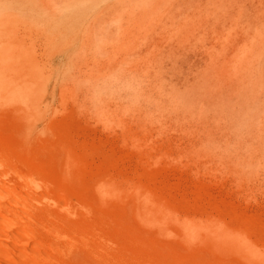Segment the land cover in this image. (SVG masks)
Returning <instances> with one entry per match:
<instances>
[{
    "label": "rangeland",
    "instance_id": "1",
    "mask_svg": "<svg viewBox=\"0 0 264 264\" xmlns=\"http://www.w3.org/2000/svg\"><path fill=\"white\" fill-rule=\"evenodd\" d=\"M0 138L115 264H264V0H0Z\"/></svg>",
    "mask_w": 264,
    "mask_h": 264
},
{
    "label": "bare ground",
    "instance_id": "2",
    "mask_svg": "<svg viewBox=\"0 0 264 264\" xmlns=\"http://www.w3.org/2000/svg\"><path fill=\"white\" fill-rule=\"evenodd\" d=\"M3 47H5V46H3ZM0 139H2V138H0ZM0 141L1 142L4 141L3 144H5V141L8 142L7 140H3V141L0 140ZM12 144L10 146H12ZM6 145L9 146L8 143H6ZM0 146H2V148L0 149V166L1 165L5 166L7 163V159L11 157V155H10L11 153L10 154L5 153L6 149H8V148H5L2 144H0ZM8 146H6V147H8ZM4 148H5V151H4ZM9 149H8V151L11 152V150H9ZM14 154L16 155V153H14ZM18 154H17V156H19ZM21 154H23V153H21ZM21 154L19 156L20 158L22 157ZM6 155H10V157L7 158ZM23 156H24V154H23ZM30 157H32V155ZM14 158H15V156H14ZM22 158H24V157H22ZM36 159H37V157H36ZM36 159L34 161L35 163L32 162L31 159H30V161L32 163H30L29 160L26 161V163L28 164L27 167L29 166V170H28L26 176H28L29 179L26 178L25 176H23V180L28 179L34 185L39 186V184H43L44 192H42L40 195H38L35 192V194H36L35 196L38 195V198H36V199L35 198H27L28 196H26V195H24L26 197H24L23 195H20L22 197H19V194H17L18 198H21V199H18V200H17V198L12 199V198H14L13 193H15L16 191L13 189L15 191V192H13L12 190H10V188L5 186V182L8 178V176H4L3 173H0L1 187H5V188H3L5 190L0 191V232L2 234L4 233V235H5V236H3L4 238L0 237V264H64L63 261L68 260L71 257V254L74 253L75 251L77 252V250L80 248H84L87 251H91V254H92V252H94V253L99 252L98 256H100L101 259L106 264H115L113 262H115L116 260L122 261L121 255L118 251L115 252L111 247L106 245V243L100 244L99 243L100 241L96 242L92 238L90 231L95 233V234H98L100 231V229L98 228V226L95 223L90 222V225L88 227L90 229L87 231V229H85L83 221L81 219L75 218V210H74L73 206L77 203L76 201H78L80 203V200H79V196H78L77 192L72 187V186H74L73 183H72V186H70L67 183V181L70 182V180L67 179V181H66L65 179L59 178L60 180L57 181L58 183L55 184V186L53 184L54 187L50 188L49 185L51 183H49V182L51 181V179L49 180V178H50V176H52V174H54V173H52L53 170L51 171V169L49 167H47L46 171H44L45 173L42 171H41L42 173L40 171H37L38 164L36 162ZM20 160L18 159V161H19L18 163H23L22 165L26 167V163L24 164V161H22V160L20 161ZM8 162H10L9 166L14 164V161H12L10 159ZM11 162H12V164H11ZM17 171L21 172L20 170H17ZM17 171H15V172H17ZM21 173L23 174V172H21ZM15 176H17V175H15ZM18 176H20V174H18ZM88 176H90V175H88ZM97 176H99V175L97 174ZM93 177H95V176L93 175ZM32 183H31V186H33ZM25 184L28 185V188H31V186H29V181H27V183H25ZM83 185H84V183L82 184V186ZM84 186H86V185H84ZM38 188H35V189H38ZM27 191H29V190H27ZM30 191H33V190L30 189ZM118 194L119 193L117 192V195ZM95 195H98V194H95ZM101 197H104V196L101 194ZM19 200L21 203L18 202ZM101 201H103V199ZM20 211H22L23 213H20ZM10 231L19 232L22 234L21 235H18V234H14V235L12 234L11 235ZM127 239H129V238H127ZM96 240H98V239H96ZM108 240H110L109 242H112L111 238ZM113 240H114V238H113ZM114 241H116V240H114ZM128 242H129V240H128ZM128 242L126 241L125 243H128ZM129 244H131V241H130V243H128L126 245L128 257L131 258V261L133 260L132 263L137 262V259H135V252H136L135 248H133L134 246L133 247L131 246L133 244H131V245H129ZM140 249H142V248H140ZM144 249H146V248H144ZM161 249H164V246H161ZM86 250H85V252H86ZM80 251H79V253H80ZM79 253H77V254H79ZM110 255L113 256L115 261L112 262V260L109 261L107 259V257ZM74 256H75V254H74ZM96 256H97V254H96ZM76 257L78 258V256H76ZM18 258L20 260H22V259L23 260L20 261ZM134 259H135V261H134ZM168 259H170V258H168ZM170 260L169 261L167 260V261L169 263H171ZM123 263L127 264L128 262L127 263L123 262ZM188 263H189V261H188ZM134 264H136V263H134ZM190 264H191V262H190Z\"/></svg>",
    "mask_w": 264,
    "mask_h": 264
}]
</instances>
